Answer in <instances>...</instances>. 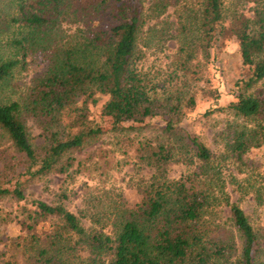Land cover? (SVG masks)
I'll return each instance as SVG.
<instances>
[{"label": "trees", "instance_id": "trees-1", "mask_svg": "<svg viewBox=\"0 0 264 264\" xmlns=\"http://www.w3.org/2000/svg\"><path fill=\"white\" fill-rule=\"evenodd\" d=\"M201 1L194 31L180 22L187 35L178 39V71L200 80L214 41L230 31L247 74L235 80L224 104L217 89L194 90L184 100L178 82L169 80L165 87L138 68L143 0H41L40 12L25 17L28 30L16 42L24 50L21 58L0 57V92L28 55L42 58L43 72L31 80L25 102L0 98V133L15 153L1 162L0 199L18 206L10 221L16 220L20 232L10 243L2 240L8 249L0 254V264H256L257 233L242 207L231 201L227 183L264 205V172L248 171L241 180L224 173L225 158L214 156L184 123L196 98L206 97L203 116L228 112L247 123L232 133L228 149L234 164L246 165L244 156L263 144L264 0H237L231 10L223 0ZM65 2L67 8L57 12ZM170 3L155 0L153 6L162 8L157 15ZM149 10L154 12L152 6ZM105 11L108 27L96 20ZM58 15L76 24L65 40ZM28 120L39 131L36 138H30ZM153 125L155 138L128 134ZM104 133L115 135L123 163L134 167L140 201L127 205L113 190L110 200L95 196L92 204L86 194L85 207L73 213L63 203L65 192L54 203L28 199L29 184L47 175L71 178L87 168L72 154ZM174 163L198 170L174 179L169 176ZM221 207L228 218L219 215Z\"/></svg>", "mask_w": 264, "mask_h": 264}, {"label": "rangeland", "instance_id": "rangeland-1", "mask_svg": "<svg viewBox=\"0 0 264 264\" xmlns=\"http://www.w3.org/2000/svg\"><path fill=\"white\" fill-rule=\"evenodd\" d=\"M40 1L0 0V57L3 59L21 58L24 50L21 51L16 42L21 41L28 30L25 17L40 12L42 8ZM236 1L223 0L225 9L229 8L231 10L234 8ZM66 2L58 6L57 12L67 8ZM154 2L155 0H143L146 11L137 34L136 58L138 68L153 75V78L155 77L158 81L164 83V86L170 83L169 80H171V84L178 82L184 100L188 99L194 90L198 94L203 89H217L222 94L220 102L222 104L226 103L230 91L234 88L235 80L247 74V68L241 64L235 38L227 29L218 36L214 41V48L209 62H204L201 66L202 73L200 75L202 78L200 80L193 79V76H183L178 71L175 53L179 46L178 39L181 38V35H187V31L181 33L180 22L185 20L184 25L186 28L191 27L189 31H194L202 1L168 0V2H171L170 5L160 15H157V13H160L162 8L153 6ZM151 6L154 8V12L149 10ZM53 13V10H51V14ZM106 13L105 11L96 18L97 24L99 23L102 27L109 26V18ZM224 13L227 14L228 12ZM58 18L62 19L63 16L58 15ZM227 21V19L224 20V26L227 25ZM71 22L72 20L69 17L65 18L64 21L63 19L59 21V34L63 37V40L75 31L76 24ZM23 44L27 46L26 43ZM42 72V58L38 55H28L24 67L17 66L9 81L3 86L0 92L1 100L19 99L20 102H25L31 80ZM262 86H264V82ZM207 106L206 97L198 96L196 98L195 110L187 113V119L184 123L187 130L192 135L197 136L214 153V156L222 160L223 157L225 158L221 161L222 166H224V173L229 175V172H231L238 180L245 178L248 171L253 176L262 174L264 172V142L260 148L252 150L244 156L246 165L234 164L232 154L228 149L232 140V133L247 123L242 122L239 117L228 112L213 113L205 117L202 113ZM26 127L30 138H36L39 131L35 125L28 120ZM154 127L155 125L142 127L128 134L137 133L140 136L155 138L156 130ZM115 138L112 133H104L97 139L86 142L81 150L73 152L72 155L76 159L75 163L79 161L86 162L85 166L87 168L81 167L82 172L78 175V171L76 174L72 171L74 175L71 178H68V176L65 178L64 176L47 175L40 181L29 184L25 190L28 199L36 198L47 203H54L57 200V195L65 192L66 200L63 203L73 213L85 207L86 194H88V199L92 204H94L95 196L102 199V201L104 198L110 200V197H113L110 192H113V190L122 195L127 205L132 206L140 201L141 195L134 187L135 169L132 165L123 163V157L117 152ZM103 152L107 154V157L102 156ZM14 154L8 139L0 133V170L2 160H10ZM76 168L77 166H75ZM197 170L198 167L196 166L190 167L174 163L170 166L169 176L178 179L182 176L191 175ZM238 170L243 171L242 174H237ZM142 174L148 177L150 175L149 169H145ZM258 186L257 183L255 188ZM89 188L97 191L92 194L94 198L89 194ZM227 191L230 192L231 201L237 202L242 207L257 233L258 245L255 262L256 264H264V205L260 204L251 193L242 196L233 191L228 183ZM17 210L18 206L12 200L8 198L0 199V254L8 249V247L3 246L2 240L10 243L11 239H15L20 235L16 220L10 221V218L17 215ZM219 215L224 219L228 218L227 208L221 207ZM82 223L87 227H93L88 219H82ZM234 238L238 242L236 233Z\"/></svg>", "mask_w": 264, "mask_h": 264}]
</instances>
